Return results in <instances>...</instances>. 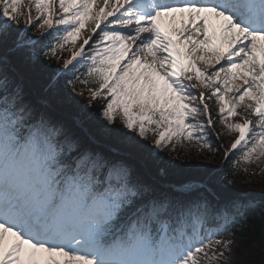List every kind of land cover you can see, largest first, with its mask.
I'll return each instance as SVG.
<instances>
[{
  "label": "snow or ice",
  "instance_id": "snow-or-ice-1",
  "mask_svg": "<svg viewBox=\"0 0 264 264\" xmlns=\"http://www.w3.org/2000/svg\"><path fill=\"white\" fill-rule=\"evenodd\" d=\"M261 173L264 0H0V264H229Z\"/></svg>",
  "mask_w": 264,
  "mask_h": 264
},
{
  "label": "trees",
  "instance_id": "trees-1",
  "mask_svg": "<svg viewBox=\"0 0 264 264\" xmlns=\"http://www.w3.org/2000/svg\"><path fill=\"white\" fill-rule=\"evenodd\" d=\"M177 154L181 157L195 156L200 163L198 157L207 155V153L202 155L197 151L190 152L188 148L178 149V153H171V156L175 158ZM178 162L184 161L181 159ZM226 174L228 178H231L230 167L221 171L220 175L225 176ZM228 188L231 190L226 193L228 198L236 197L240 193H250L243 198L257 202L255 208L248 210L247 219L231 229L235 234L232 237L234 244L231 251L234 257L231 256L229 264H264V197L259 195V192L264 190V173L251 178L243 175L237 176V183L229 185Z\"/></svg>",
  "mask_w": 264,
  "mask_h": 264
},
{
  "label": "rangeland",
  "instance_id": "rangeland-1",
  "mask_svg": "<svg viewBox=\"0 0 264 264\" xmlns=\"http://www.w3.org/2000/svg\"><path fill=\"white\" fill-rule=\"evenodd\" d=\"M27 2H28V0H25V3H27ZM33 11H35V9H33ZM67 57H68V52L65 51L64 52V58H67ZM197 91H206L207 94H210V92L208 90H205L203 88H198ZM79 99H81L83 102L87 103L88 100H89V97L87 95H85L83 97H79ZM206 102H208L209 105H210V109H211V113H212L213 119L214 120H218V118H219L218 106L215 104V98H213V100H211V101L206 100ZM105 103H106V101H104V100L93 102L92 110L95 111V110L101 109ZM238 112H240L241 115L237 116V117H234L233 118L234 120H240V119H242V117L244 115H249L247 112H244L243 106H241V108L238 109ZM250 118L254 119V117H251V116H250ZM116 124L117 125L120 124V119L119 118L117 119ZM215 129H217L221 133V137H222L223 141L227 144V146H228L229 142L232 141L235 138V134H232V135L227 134L224 131L223 127L220 124H218V123L215 125ZM150 140H151V137H149V141ZM216 146H217V144L214 143V141H213V147H216ZM198 158H199V160L201 161L202 164L211 165V166H213L215 168H221V166H220L221 159L219 157H217L216 154H207L205 157H201L200 156ZM252 167L255 168L256 166L253 165ZM257 171H258V169H257ZM231 254H232V252H231ZM233 254L230 255V259H231V256L234 257Z\"/></svg>",
  "mask_w": 264,
  "mask_h": 264
}]
</instances>
